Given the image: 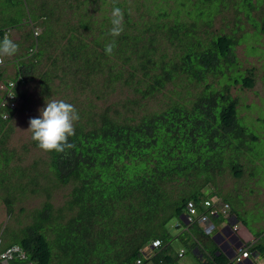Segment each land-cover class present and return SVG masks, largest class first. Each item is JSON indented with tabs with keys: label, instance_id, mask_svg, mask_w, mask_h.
<instances>
[{
	"label": "trees",
	"instance_id": "trees-1",
	"mask_svg": "<svg viewBox=\"0 0 264 264\" xmlns=\"http://www.w3.org/2000/svg\"><path fill=\"white\" fill-rule=\"evenodd\" d=\"M9 1L10 5H17L13 3L15 1ZM22 1L25 3L26 0ZM91 1L96 2V6H103L101 10L105 13L101 20L89 17L85 5L82 7L84 12L79 13L83 2L68 3L67 8L73 12L69 22L72 24L67 23L70 35L62 50L66 67L62 68L63 76H58L60 80H69L70 75H75L78 80L74 78L70 82L84 87L89 82L88 77L99 72L108 73L110 82L132 83L146 95L161 91L169 82L185 74L190 80L204 84V89L191 103H176L138 122H122L103 113L99 121L88 119L85 124H76L75 134L69 137L73 148L64 153L47 152L49 169L57 181L62 185L75 183L67 205L76 213L64 222H52L53 204L46 202L34 222L18 231V240L0 250V262L4 260L3 254L12 251L13 259L8 258V264H137L138 260L140 264H178L179 253L172 247V237L167 230L169 220L180 217L184 222L190 202L199 212H202L203 202L212 197L229 204L215 190L217 175L229 169L234 178H241L246 166L242 159L248 158L246 142L258 140V136L239 121V100L232 94V89L238 85L243 89L254 87L255 69L244 71L233 83L227 84L224 80L231 76L232 68L240 69L236 54L239 40L224 33L211 34L204 40L196 37L199 20L209 25L218 4L226 0L194 2L195 17L190 26L178 18L175 20L167 30L168 40L171 44L176 40L183 42L185 49L179 62L163 60V64L152 57L151 51L154 50L138 48V44L144 42L142 31L152 30V24L143 21L142 17L135 20L128 13L127 0L124 3L122 0ZM249 2L248 8H254L253 1ZM114 7L121 8L124 13L123 32L115 38L116 47L109 56L105 54V44L113 37L109 35L112 25L107 8L112 12ZM28 10L25 17L38 19L32 13L28 14ZM52 11L39 17L49 19L53 16ZM159 11L152 26L156 25L165 32L167 24L163 23V17L168 13L166 9ZM263 18L252 21L256 36L261 32L264 35V26L260 24ZM21 20L14 18L9 25L19 26ZM135 29L137 34H134ZM5 32V27L0 28V39ZM49 33L51 29L47 35ZM29 37L27 35L26 39ZM45 37V33L35 36L36 41L16 57L12 77H8L6 62L0 67V81L18 83L14 91L15 101L5 100L6 105H1L4 100H1L0 91V188L7 182L8 189L12 188L11 176L4 171L9 168L11 156L4 150V145L18 105L12 108L10 104L20 103L24 98L19 88L36 73L45 54ZM62 38H66V34ZM148 40L155 42L154 37ZM128 52H135L137 59L134 61ZM150 67L154 69L152 73ZM103 68L108 70L104 72ZM68 69H73V73ZM138 69L144 70V77L137 78ZM219 76V88L207 83L210 77ZM41 79L49 89L52 80L49 72L41 74ZM208 190L211 192L207 193ZM5 202L8 214L12 216V200L7 198ZM231 212L238 219L232 209ZM184 224L189 231L194 228L201 231L196 225ZM238 225L239 229L240 223ZM51 229L52 240L48 239ZM156 241L160 245L153 247ZM1 244L0 238V247ZM261 246L252 245L250 240L245 243L251 254L254 251L259 253ZM16 248L26 258L17 255ZM192 248H197L195 253L201 256L197 244ZM218 252L216 245L211 252L212 260L204 263H232ZM254 256L255 252L250 257Z\"/></svg>",
	"mask_w": 264,
	"mask_h": 264
},
{
	"label": "rangeland",
	"instance_id": "rangeland-1",
	"mask_svg": "<svg viewBox=\"0 0 264 264\" xmlns=\"http://www.w3.org/2000/svg\"><path fill=\"white\" fill-rule=\"evenodd\" d=\"M13 1L17 5H10L9 0H0V28L12 30L11 38L19 45V51L15 56L5 58L8 65L6 68L8 77L13 76L16 57L23 54L27 46L36 41L35 31L40 33L39 36L46 34L43 44L47 46L33 78L19 88L24 98L20 103H15L18 105V112L10 124L8 138L4 145V150L11 156L9 168L4 171L11 176L12 188L8 189V182L0 188V238L2 239L0 250L18 240V231L34 222L37 213L43 209L46 202L53 204L52 222H64L76 213V211H70L67 205L75 183L62 185L57 181L49 169V154L38 148L36 142L31 139V133L27 131L30 126L29 120L39 118L40 109L46 106V102L57 99L74 105L80 117L74 127L78 123H87L88 119L99 121L103 113H108L109 116L122 122H138L143 117L160 113L176 103H191L204 89V84L190 80L185 74L169 82L161 91L146 95L138 91L132 83L110 82L109 74L102 72L88 77L89 82L84 87L70 82L74 78L78 80L75 75L74 77L70 75L69 80L63 78V82L58 76H63L62 68L66 67L62 50L68 43L67 38L70 34L67 23L71 22L70 16L73 13L67 8L68 3L83 2L79 13H82V7L85 5L86 14L99 20L105 13L101 10L103 6H96V2L93 3L91 0H29L28 4V0L25 3L22 0ZM127 1L130 4L122 0L123 3L126 2L128 10L130 9L128 13L135 20H141L142 17L143 21L152 25L157 21L159 9H166L168 16L163 17V23L167 24L165 32H161L156 25H151L152 30L142 31L144 42L139 43L138 48L154 50L153 53L151 51L152 57L158 62L161 61L162 64L163 60L179 62L183 48L185 49L182 46L184 44L178 40L171 44L167 37V30L177 18L190 26L195 17L194 2L198 0ZM252 1L254 3L252 9L248 8L251 3L249 0H226L220 4H214L218 6L212 13L211 23L206 25L205 21L200 19L196 37L204 40L211 34L224 33L235 36L239 40L236 54L240 69L232 68V73H229L231 76H226L224 80L227 84L233 83L244 71L255 69L254 87L243 89L238 85L232 89V94L239 100L237 108L239 121L258 136V140L246 142L248 158L242 159V162H246V166L243 168L241 178H234L229 169H226L222 175H217L215 190L219 191L218 196L229 202L233 213L237 215L238 224L240 223L241 226L239 229L237 227V232L244 240L243 242L250 240L252 245L262 244L259 253L254 251L256 256L253 259L256 264H264V35L263 32L255 35L252 22L253 19L259 21L264 16V0ZM27 8L28 14L32 13L33 17L36 16L38 19L25 17ZM49 10H54L50 20L39 17L43 13H48ZM178 10L181 11L178 13ZM107 11V15L111 14L109 8ZM14 18H22L19 26L9 25ZM71 24L69 23V26ZM260 24L264 26V18ZM48 29H51V33L47 35ZM137 32L135 29L134 34ZM63 34H66V38H62ZM27 35L30 36L28 39H26ZM149 37H154L155 42L151 43L148 40ZM128 53L134 61L137 59L133 54L135 52ZM113 60L117 59L113 58ZM126 69L128 70L129 67ZM107 70L108 68H103L104 72ZM153 70L149 68L150 73ZM46 71L52 78L49 89L45 88L46 85L41 79V74ZM67 71L73 73L74 70ZM143 73L144 70L138 69L137 78L144 77ZM220 80L221 76L210 77L207 83H212L219 88ZM190 103L189 106H191ZM209 192L211 190L207 191ZM7 198L12 200L14 211L12 216L8 214L5 202ZM61 216L64 218L62 219ZM214 221L218 231L229 224L228 220L222 216ZM184 223L180 217H173L167 224V230L172 237L170 243L174 250L177 253L186 251L183 258H179L178 264H205V261L212 260L211 252L217 245L213 242V235L216 234L211 237L205 236L198 228L189 231ZM48 239L52 240V229L48 231ZM195 244L201 250V256L195 253L197 248H192ZM232 262L239 263L235 260Z\"/></svg>",
	"mask_w": 264,
	"mask_h": 264
},
{
	"label": "clouds",
	"instance_id": "clouds-1",
	"mask_svg": "<svg viewBox=\"0 0 264 264\" xmlns=\"http://www.w3.org/2000/svg\"><path fill=\"white\" fill-rule=\"evenodd\" d=\"M123 18L124 13L122 9L114 7L111 12L110 20L112 27L109 30V35L113 37V39L105 44L104 50L106 55L111 56L114 52L116 47L115 38L119 37L123 32ZM7 31H10V35L8 36L4 34L5 36L0 39V65L4 64L5 58H11L19 51V45L13 38H11L12 30L7 29L6 32ZM34 33L36 37L40 34L38 31H35ZM3 99L4 94L1 92V100ZM79 118L80 117L74 105L64 100L51 99L46 102L44 108L40 109L39 118H31L29 120L30 126L27 131L31 133V139L36 142L38 148L42 151L64 153L66 149L74 147V145L69 142V137L75 134L74 125L75 122L79 121ZM217 233L218 230L215 234ZM152 246L157 247L154 243ZM16 249V253H18L17 255L22 254L26 258L24 253L20 252L18 248ZM234 252L236 251L234 250ZM235 255L232 261L235 260ZM138 261L137 264H140ZM5 264L8 263L6 262ZM231 264L234 263L232 262Z\"/></svg>",
	"mask_w": 264,
	"mask_h": 264
},
{
	"label": "built area",
	"instance_id": "built-area-1",
	"mask_svg": "<svg viewBox=\"0 0 264 264\" xmlns=\"http://www.w3.org/2000/svg\"><path fill=\"white\" fill-rule=\"evenodd\" d=\"M5 35H10V31H7ZM4 35V36H5ZM4 65V64H3ZM3 65H0L2 67ZM17 82H9V84H5L3 81H0V91L4 94V101L1 102V105H6L5 100L14 101V91L17 87ZM16 102H13L10 104L12 108H15ZM4 118H7L5 115ZM223 217L224 219H230L231 217V208L230 205L220 198L212 197L208 200H205L202 205V212H199V210L195 207V205L190 202L188 204L187 212L185 214V218L187 221V225H196L199 227L205 236H212L215 232H217L218 228L215 224V219L219 217ZM237 230V228H234ZM155 246H159L160 242L156 241L154 242ZM17 250V249H15ZM185 255V250H182L179 252V258H183ZM251 252L247 250L246 248L239 247L236 250L235 260L236 262H242L243 260H246L250 258ZM2 260L0 264H5L7 262V259H13L12 251H8L5 254L2 255ZM21 258H24V255L21 256ZM4 261V262H3ZM138 263H141L138 261Z\"/></svg>",
	"mask_w": 264,
	"mask_h": 264
},
{
	"label": "bare ground",
	"instance_id": "bare-ground-1",
	"mask_svg": "<svg viewBox=\"0 0 264 264\" xmlns=\"http://www.w3.org/2000/svg\"><path fill=\"white\" fill-rule=\"evenodd\" d=\"M226 220H228L229 224H226L225 227L219 229L218 233L213 236V241L219 247V252L217 254L222 253L223 255L227 256L230 261H232L234 255L236 254L234 250L236 251L239 247L245 248V243L243 242L244 240L242 239V237L238 235L237 230L234 229L235 227H238L239 219H237L235 216H232L230 217V219ZM184 222L188 224L186 220H184ZM237 264L256 263L254 262V259L250 257Z\"/></svg>",
	"mask_w": 264,
	"mask_h": 264
}]
</instances>
